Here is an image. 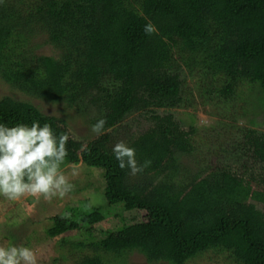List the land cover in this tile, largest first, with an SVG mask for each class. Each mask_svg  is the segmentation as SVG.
Listing matches in <instances>:
<instances>
[{"label":"trees","instance_id":"1","mask_svg":"<svg viewBox=\"0 0 264 264\" xmlns=\"http://www.w3.org/2000/svg\"><path fill=\"white\" fill-rule=\"evenodd\" d=\"M149 22L157 28L151 36L144 33ZM242 26L260 32L241 40ZM43 47L54 53H38ZM189 79L205 94L219 91L226 105L245 81L250 124H264L258 120L264 117V0H0V83L8 90L0 97V123L39 121L67 134L65 160L100 172L117 218L147 212L146 221L124 220L101 232L105 215L98 209L90 208L82 222L67 212L50 215L46 235L63 247L73 243L67 232L85 227L107 238L110 256L93 243L97 253L76 264H131L135 255L147 264H189L209 252L233 264H264V132L250 136L239 128L214 152L216 162L197 158L196 132L181 130L170 113L194 104ZM9 92L59 105L61 115H45ZM144 110L146 126L130 120ZM99 119L105 130L95 139L91 129ZM82 126L87 131L79 136ZM118 142L135 148L139 164L148 162L143 172L119 167L111 151ZM256 179L260 190L251 187ZM225 204H247L245 216H220L215 228L195 229L190 237L175 220L194 226Z\"/></svg>","mask_w":264,"mask_h":264},{"label":"rangeland","instance_id":"2","mask_svg":"<svg viewBox=\"0 0 264 264\" xmlns=\"http://www.w3.org/2000/svg\"><path fill=\"white\" fill-rule=\"evenodd\" d=\"M239 27V20H238ZM245 26L240 28V39L244 40L245 37L258 35L260 30L250 28L245 30ZM38 53H46L48 55L54 53L52 48L43 47L37 51ZM198 80L189 79L187 88L193 91V102L188 107L170 109V113L174 114L176 121L180 124V129L191 134L192 141L195 147L198 148L197 158L201 156L212 162H216V153H221L222 145H225L228 139L234 135L239 136V128H245L250 130V136L255 134V130L264 132V124L262 126H252L250 121L254 118L251 114L252 108L249 105V89L245 81H240L237 86L235 100L225 104L223 100L225 98L219 93H207L202 90L199 91L195 84ZM5 84L0 83V97L5 95L8 90ZM7 90V91H6ZM15 98L27 100L30 99L27 96H22L15 92H9ZM210 94V95H209ZM220 94V93H219ZM37 105L45 115L60 116V106L53 104H46L39 100L30 99ZM253 104L256 105L257 99L251 98ZM160 114L164 115L167 110H160ZM144 113V114H143ZM142 117H140V116ZM143 115V116H142ZM147 114L145 110L134 114L130 117V120H140L141 123L146 126ZM146 118V119H144ZM260 123L264 122V117L258 118ZM233 125V127H230ZM155 126V124H153ZM144 129V127H142ZM136 130V129H135ZM87 131V127L82 126L77 129L78 135L83 136ZM142 131V130H141ZM225 131H228L227 137ZM192 132V133H193ZM217 132H221L218 135ZM214 136V138H213ZM95 139L98 138L96 134ZM93 139V140H95ZM215 147V149H214ZM218 148V149H217ZM189 166L190 163L187 160ZM186 164V163H185ZM61 170L68 177L69 182L79 180L83 186L73 185L72 190L63 198L54 197L52 199H45L43 196L33 197L26 195L19 200H8L3 196H0V246L16 245V246H30L37 255V264H76V260L82 256H94L97 251L91 246L93 243H98L103 247L105 256H110V246L107 238L102 237L104 235L100 232L103 230H117L123 227L124 220H127L125 225L131 224L133 218L135 221H146V211H134V212H120L121 217L117 218V207L107 204L105 198V184L100 172H97L95 168H88L86 165L79 163H71L68 159L64 160L61 164ZM67 170V171H66ZM75 170V175L73 171ZM253 178L251 174H248ZM254 184L251 185L253 189H259L257 186L259 181L256 179ZM256 184V185H255ZM247 204H225L214 207L207 213L204 219L199 222H195L194 226H190L188 222H185L184 217H178V220L182 223L184 235L190 237L194 230H211L215 228L216 221L220 216H226L228 219L236 220L245 216ZM98 209L105 215V222L103 227L100 226V232L92 229L91 227H85L83 230H76L67 232L66 235L72 238L73 243H69L68 246H61L58 239H51L46 235L45 227L48 225V217L50 215H57L59 213L67 212L73 218L79 219L81 222L84 218V214L90 210ZM117 219H116V218ZM98 226V230H99ZM17 238L16 242H11V238ZM77 242L80 245H75ZM12 243V244H11ZM113 255V254H112ZM129 259V258H128ZM110 264H116L115 260H111ZM122 261V260H121ZM131 264H147L143 257L134 256V259H130ZM189 264H233L226 258V255H220L217 253L209 252L193 261Z\"/></svg>","mask_w":264,"mask_h":264},{"label":"clouds","instance_id":"3","mask_svg":"<svg viewBox=\"0 0 264 264\" xmlns=\"http://www.w3.org/2000/svg\"><path fill=\"white\" fill-rule=\"evenodd\" d=\"M156 32L151 22L144 25L145 35ZM105 124V119H99L91 130L102 134ZM68 139L67 134L58 136L49 124L39 121L12 127L0 123V196L13 201L26 195L45 199L66 196L73 187L61 170ZM111 151L119 167L132 175L147 166L148 162L138 163L135 148L124 142L116 143ZM0 264H37V255L30 246H0Z\"/></svg>","mask_w":264,"mask_h":264}]
</instances>
